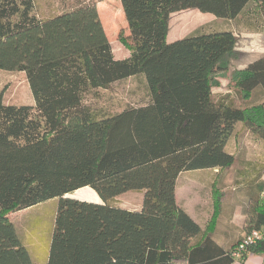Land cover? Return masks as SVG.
<instances>
[{
    "label": "trees",
    "instance_id": "obj_1",
    "mask_svg": "<svg viewBox=\"0 0 264 264\" xmlns=\"http://www.w3.org/2000/svg\"><path fill=\"white\" fill-rule=\"evenodd\" d=\"M98 1L40 17L35 0H0V68L24 72L34 100L0 99V264L37 263L28 230L39 219L19 212L49 199L42 264H234L236 251L238 262L255 253L264 264V163L234 181L239 223L218 192L203 226L175 198L184 171L233 164L237 123L264 144V54L232 70L227 93L213 92L240 30L264 31V0H119L123 58ZM192 9L234 26L168 42L171 14ZM131 76L142 79L143 103L105 112L84 101ZM85 186L101 202L71 197ZM128 190L143 191L140 208L112 203ZM253 231L262 235L245 243Z\"/></svg>",
    "mask_w": 264,
    "mask_h": 264
},
{
    "label": "rangeland",
    "instance_id": "obj_2",
    "mask_svg": "<svg viewBox=\"0 0 264 264\" xmlns=\"http://www.w3.org/2000/svg\"><path fill=\"white\" fill-rule=\"evenodd\" d=\"M81 1L83 0H35L36 12L40 17H48L69 9ZM96 6L114 56L125 57L128 52L118 40L120 31L126 32L127 30L119 0H99ZM232 25L230 20L225 21L211 13L200 12L196 9L179 11L170 16L167 41L184 37L196 29L232 28ZM234 51V54L229 58L231 63L229 70L223 76L218 77V85L213 87V92L216 95L225 94L230 90L232 70L242 68L248 62L264 54V34L249 33L244 30L239 32ZM95 93V96L86 95L84 101L105 112H116L129 104H141L147 97L140 76H131L116 81L109 88H100ZM0 99L7 104H34L24 72L0 68ZM234 102L239 104L238 99ZM227 150L233 153L235 158L230 167L214 170H188L177 178L176 201L180 206L185 207L201 226L207 223L211 215L214 192L219 193V198L224 203L235 207L233 219L239 223L242 217L240 216V207L236 204L239 200L238 194H232V189L237 185L234 181L235 179L243 181L250 174L252 165L248 163H264V144L244 129L241 123H237L235 134L228 141ZM70 195L74 198L101 202L96 192L87 186L75 190ZM142 197L143 191L128 190L115 196L112 203L127 209H138L141 206ZM56 204V199H49L19 212V218L33 220V222L39 219L40 222L39 225L28 230L36 264L43 263L42 245L46 241L47 226L54 215ZM36 229L37 232H35Z\"/></svg>",
    "mask_w": 264,
    "mask_h": 264
},
{
    "label": "crops",
    "instance_id": "obj_3",
    "mask_svg": "<svg viewBox=\"0 0 264 264\" xmlns=\"http://www.w3.org/2000/svg\"><path fill=\"white\" fill-rule=\"evenodd\" d=\"M245 31V30H244ZM243 32V30H240V33ZM249 33H261V32H253V31H248ZM262 34H264V31L262 32ZM200 170H207V169H200ZM212 170V169H211ZM214 170V169H213ZM183 207V206H182ZM188 213L189 215L195 220L196 218L185 208L183 207ZM198 222V221H197ZM199 223V222H198ZM262 263V257L259 254H255V253H250L247 254L246 258L244 259V261L242 262H238L236 261L234 264H261Z\"/></svg>",
    "mask_w": 264,
    "mask_h": 264
},
{
    "label": "built area",
    "instance_id": "obj_4",
    "mask_svg": "<svg viewBox=\"0 0 264 264\" xmlns=\"http://www.w3.org/2000/svg\"><path fill=\"white\" fill-rule=\"evenodd\" d=\"M262 234L259 231H253L251 235H248L245 239V243L252 242L255 238H259ZM243 246V244L240 245V248ZM234 255L236 258H238V261L242 260V254L239 251L234 252Z\"/></svg>",
    "mask_w": 264,
    "mask_h": 264
}]
</instances>
